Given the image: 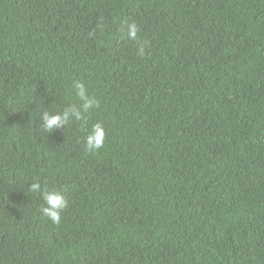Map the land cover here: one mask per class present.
I'll return each instance as SVG.
<instances>
[{"label":"trees","instance_id":"16d2710c","mask_svg":"<svg viewBox=\"0 0 264 264\" xmlns=\"http://www.w3.org/2000/svg\"><path fill=\"white\" fill-rule=\"evenodd\" d=\"M0 264H264V0H0Z\"/></svg>","mask_w":264,"mask_h":264},{"label":"clouds","instance_id":"9594fccd","mask_svg":"<svg viewBox=\"0 0 264 264\" xmlns=\"http://www.w3.org/2000/svg\"><path fill=\"white\" fill-rule=\"evenodd\" d=\"M97 29L103 31L102 25H98ZM139 31L140 29L136 23H129L127 20H125L120 26V32L123 34V39L137 41ZM92 35H95V33H92ZM100 46L103 47V41L100 42ZM138 56L142 59L145 57V43L140 44ZM73 87L76 90V96L80 101V104H72L71 106L66 107L60 114L53 115L48 111H44L40 117L42 121L41 130L43 132L52 134L56 130L64 129L72 120L79 122L82 127H87L89 119L87 114L93 109L100 108L99 101L95 96H89L88 90L83 83L79 81L74 82ZM105 139L106 131L103 125L96 123L92 126L90 133L86 137L85 151L89 154L98 152L104 147ZM29 191L32 193H40V183L37 182L30 185ZM42 197L46 205L41 208L42 214L54 225L58 226L61 220L60 213L68 208L66 198L55 189H44Z\"/></svg>","mask_w":264,"mask_h":264}]
</instances>
